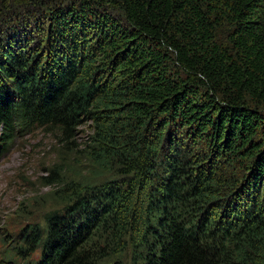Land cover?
<instances>
[{
    "label": "trees",
    "instance_id": "16d2710c",
    "mask_svg": "<svg viewBox=\"0 0 264 264\" xmlns=\"http://www.w3.org/2000/svg\"><path fill=\"white\" fill-rule=\"evenodd\" d=\"M83 119L130 180L47 214L37 264L106 227L145 264H264V0H0L2 154Z\"/></svg>",
    "mask_w": 264,
    "mask_h": 264
},
{
    "label": "rangeland",
    "instance_id": "374dc122",
    "mask_svg": "<svg viewBox=\"0 0 264 264\" xmlns=\"http://www.w3.org/2000/svg\"><path fill=\"white\" fill-rule=\"evenodd\" d=\"M96 131L97 124L85 119L68 131L35 128L21 132L8 151H0V264H37L42 248L24 251L25 236L38 230L47 234V214L72 205L77 191L114 180L126 188L130 177L100 162ZM113 228L96 230L83 244L89 263L145 264L143 256L153 245L148 234L134 242L117 238ZM17 251L24 257H16Z\"/></svg>",
    "mask_w": 264,
    "mask_h": 264
}]
</instances>
